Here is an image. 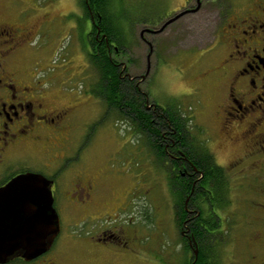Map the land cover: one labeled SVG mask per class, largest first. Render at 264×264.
<instances>
[{
    "label": "rangeland",
    "instance_id": "374dc122",
    "mask_svg": "<svg viewBox=\"0 0 264 264\" xmlns=\"http://www.w3.org/2000/svg\"><path fill=\"white\" fill-rule=\"evenodd\" d=\"M118 1L111 0L109 12L114 28L129 42L125 56L116 60L125 65L129 75L143 76L151 52L149 71L139 85L140 91L148 96L149 104L155 102L163 107L171 101L178 103L187 118L191 136L202 141L213 152L218 165L227 171L230 205L221 212L224 235L218 254L219 264H264V169H254L248 161L242 162L243 169L239 168L243 147L221 137L220 127L215 123L221 100L217 89L218 75L214 72L218 55L209 48L218 30L221 10H227L229 5L240 0H206L203 9L197 13L179 16L166 26L165 22L182 13L183 5L188 6V2ZM12 2L15 10L28 11L26 24L32 25L35 19L43 17V13L48 22L53 19L45 24L44 36L39 37L41 48L27 52L23 60L31 66L37 67L36 63H39L46 68L38 74L45 76L42 81L46 86L71 89L69 93H78L88 101L89 90L96 83V73L88 64L84 45L79 39V1L38 0L40 9L37 12H33L32 3ZM191 6L196 8L194 3ZM71 10L78 14L74 15L78 20L74 29L71 14H68ZM14 12L2 11L1 17L12 19ZM64 14L68 16L60 24L59 17ZM86 22H83L82 37L89 28ZM161 28L154 34L146 30ZM73 120L74 141L65 151H77L80 161L83 158L94 173L104 167L106 177L93 196L95 203L90 211L88 231L86 225H76L81 214L65 201L66 193L70 191V187L65 186L69 169L63 170L58 180L56 207L60 208L62 233L74 230L77 234L87 231L98 234L102 228H108L118 235L114 246L119 248L126 243L120 250L127 253L119 250L120 254H116L111 248L92 251L87 245H81L79 239L63 237V234L60 242L68 243L62 249L64 254L73 256V263L79 261H74L75 257L88 251L92 264H185L191 251H184L180 229L175 222L174 196L168 187L167 172L156 162L144 135L134 131L130 122L118 118L116 111H109L97 99L79 108L73 114ZM137 185L141 187H133ZM121 202H124L123 206L114 214Z\"/></svg>",
    "mask_w": 264,
    "mask_h": 264
},
{
    "label": "flooded vegetation",
    "instance_id": "af4514ba",
    "mask_svg": "<svg viewBox=\"0 0 264 264\" xmlns=\"http://www.w3.org/2000/svg\"><path fill=\"white\" fill-rule=\"evenodd\" d=\"M17 1L23 5L32 3L33 12L40 9L38 0ZM77 1L79 0L76 3ZM184 2L189 5L184 4L181 12L195 14L203 9L206 0ZM193 3L196 6L199 3L200 7L194 13L191 12L194 9L191 6ZM13 6L12 0H0V188L20 174L32 172L44 176L51 181L53 208L60 225V208H56L58 180L63 175V170L69 169L65 186L70 187V191H67L65 201L81 214L76 219V225H86L89 231L87 224L92 217L90 211L94 208L93 196L106 177L104 167L100 172L94 173L88 169V163L83 158L80 161L77 151L68 153L65 149L74 141L73 114L87 102L95 99L103 102L92 93V89L89 90L88 101H84L80 94L69 93L71 89L45 85V81H42L45 76L38 74L46 68L39 63H36L37 67L31 66L23 59L28 55L27 52L41 48L39 37L44 36L45 24L51 23L53 19L48 22L46 13H43V17L35 19L36 22L32 25L26 24L28 19L25 15L28 11L15 10ZM6 10L15 11L10 17L12 19H2L1 12ZM80 10L81 17L88 14L87 24L91 29L95 21L92 12L88 7L85 10L81 7ZM72 11L68 14H71L74 29L77 27L74 15L78 14ZM68 14L60 15V24ZM219 17L218 30L209 48L218 55L214 72L218 75L217 89L221 100L215 113V123L220 127L221 137L243 147L239 168L243 169V163L248 161L253 165L252 168L264 169V0H240L229 5L227 10L222 9ZM36 38H39L38 41ZM94 39L98 43L103 41L108 44L106 38L99 33ZM86 44L91 51L90 41ZM121 67L124 72L122 77L133 83L144 96L145 109L156 111L157 103L149 104L148 96L139 89L144 79L129 75L122 63ZM155 134L152 137L153 143L157 149L163 147L164 152L159 154L162 161L157 156L154 157L167 172L168 187H202L203 171L200 170L199 158L206 145L193 137L198 142L199 149L195 153L197 158H193L189 151L184 152L180 148L178 140L170 138L165 131L159 130ZM187 138L190 139V136ZM207 149L214 159L213 152ZM214 161L218 165L215 159ZM186 199L188 201L189 198ZM123 203L114 210V214L121 209ZM105 215L110 216L107 212ZM88 231L77 234L71 230L66 234L62 233L60 225L59 233L42 255L30 261L15 257L0 264H92L89 263L91 253L88 251L75 257L74 261L79 260L76 263H73V256L64 254L62 249L68 243L60 242L63 234V237L79 239L81 245H87L92 251L95 249L102 252L111 248L117 254L120 248L126 246V243H122L119 248L114 246L118 241L114 230L102 228L98 234H89Z\"/></svg>",
    "mask_w": 264,
    "mask_h": 264
},
{
    "label": "trees",
    "instance_id": "16d2710c",
    "mask_svg": "<svg viewBox=\"0 0 264 264\" xmlns=\"http://www.w3.org/2000/svg\"><path fill=\"white\" fill-rule=\"evenodd\" d=\"M79 3L84 10L86 7L90 9L95 20L91 29L85 30L83 37V22L89 18L87 13L79 23V39L84 45L88 64L96 73L92 93L101 99L109 111H116L118 118L127 120L134 126V131L144 135L149 150L159 161H162L159 154L164 149H157L152 140L159 130L178 140L184 152L189 151L191 157L197 158L195 153L199 152L198 142L193 140L188 131L187 118L181 113L179 104L171 101L163 108L157 104L154 112L147 110L144 96L133 83L122 77L124 72L120 61L116 59L125 56L129 41L122 36L120 30L114 28L112 14L109 12L111 0H87V3L79 0ZM97 33L103 35L108 44L103 41L98 43L94 39ZM87 41L91 43V51ZM199 159L200 170L203 171L202 187H169L174 196L175 222L180 229L184 251H191V259H187L185 264H208V261L209 264H219L218 254L222 249L221 240L224 235L221 212L230 205V185L226 169L215 163L207 148L203 147ZM190 238L197 244L198 255L195 261L189 246Z\"/></svg>",
    "mask_w": 264,
    "mask_h": 264
},
{
    "label": "water",
    "instance_id": "95a60500",
    "mask_svg": "<svg viewBox=\"0 0 264 264\" xmlns=\"http://www.w3.org/2000/svg\"><path fill=\"white\" fill-rule=\"evenodd\" d=\"M198 6L199 3L191 12L198 10ZM186 12L169 19L164 26ZM162 28L146 30L159 33ZM150 54L151 52L147 56V69L145 75L141 76L142 80L149 71ZM59 231L50 180L40 174L28 172L12 178L0 188V263L15 257L30 261L42 255L50 248ZM190 239L189 246L195 261L198 255L197 244L193 238Z\"/></svg>",
    "mask_w": 264,
    "mask_h": 264
},
{
    "label": "bare ground",
    "instance_id": "6f19581e",
    "mask_svg": "<svg viewBox=\"0 0 264 264\" xmlns=\"http://www.w3.org/2000/svg\"><path fill=\"white\" fill-rule=\"evenodd\" d=\"M80 148V147H79Z\"/></svg>",
    "mask_w": 264,
    "mask_h": 264
}]
</instances>
